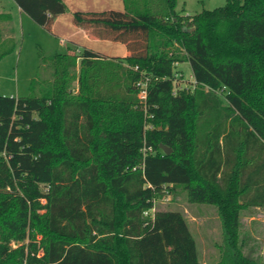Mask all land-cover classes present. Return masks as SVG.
<instances>
[{
	"label": "trees",
	"instance_id": "16d2710c",
	"mask_svg": "<svg viewBox=\"0 0 264 264\" xmlns=\"http://www.w3.org/2000/svg\"><path fill=\"white\" fill-rule=\"evenodd\" d=\"M15 1L47 29L67 10ZM124 3L74 22L127 43L130 56L71 48L44 58L53 72L33 80L34 94L0 93V186L17 190L0 191V264H202L182 211L145 214L178 187L220 210L218 264H261L243 251L240 211L264 206V0L192 17L178 0ZM14 49L0 26V61ZM185 61L193 81L180 88Z\"/></svg>",
	"mask_w": 264,
	"mask_h": 264
},
{
	"label": "rangeland",
	"instance_id": "374dc122",
	"mask_svg": "<svg viewBox=\"0 0 264 264\" xmlns=\"http://www.w3.org/2000/svg\"><path fill=\"white\" fill-rule=\"evenodd\" d=\"M131 1L135 2V5L139 7L142 5V0ZM121 2L124 3L123 0ZM227 2L228 0H178V10L183 15H191L192 17L205 10L222 7ZM101 5L105 4L102 3ZM123 6V9H125V4ZM97 10L102 9L98 8ZM0 12L11 13L17 23L15 26V29H17L15 33V49L0 61V93L16 97L30 96L34 94L32 91L33 80H43L45 77H50L53 72L49 65L42 64L44 58L51 57L56 53H65L68 49V38L65 37V33L69 26H75L73 8L67 5L65 12L70 15L62 17V21L58 25L59 28L63 29L60 32L61 35L56 31L50 32L32 19H30L28 24L25 18L22 25L15 0H0ZM68 20H70V24L67 22ZM60 37L64 39L60 40ZM138 37L143 40L146 36L145 34H139ZM110 51L118 53V57L123 56V54L120 55L115 50ZM140 52H144V50ZM180 53L183 54L182 51ZM78 70L79 68L74 71L78 72ZM175 72L178 73L176 81L178 87L182 88L193 81V71L190 62H178L175 66ZM73 88V94H77L79 90L77 81L74 82ZM145 112L147 113V110ZM150 118L151 115L149 116ZM150 125L148 124L147 126L150 127ZM0 191L13 193V191L16 192L17 190L13 186H0ZM42 202L45 201L43 200ZM153 208L155 210L170 209L182 211L197 241L202 264H218L221 261L226 249L225 230L223 229L220 210L215 204L194 202L190 200L188 192L183 187H178L174 193H164L162 197L157 198L154 201ZM154 212L152 210L149 215H153ZM240 212V243L243 245V251L250 258H254L259 263L264 264V206L251 205L244 207ZM40 213L43 214L44 210H41ZM41 237L42 235H39L38 239ZM20 243L22 242H14L13 244L17 246Z\"/></svg>",
	"mask_w": 264,
	"mask_h": 264
},
{
	"label": "crops",
	"instance_id": "0c3cea01",
	"mask_svg": "<svg viewBox=\"0 0 264 264\" xmlns=\"http://www.w3.org/2000/svg\"><path fill=\"white\" fill-rule=\"evenodd\" d=\"M67 5H69L71 8H73V13L77 11H82V12H102V11H107V10H116V11H124V4L122 3L121 0H63ZM124 2V0H123ZM105 5H101V4ZM18 5V4H17ZM77 6V7H76ZM98 8L102 10H97ZM105 8V9H104ZM114 8V9H113ZM90 9V10H89ZM18 11L20 14L21 22L22 25L24 24V19L26 18L28 21V24L30 23V19H32L23 9L18 5ZM8 14L10 19L8 21H4L0 24L1 30H3V37L8 38V37H13L15 38V33L16 30V21L13 17V15L9 12H0V14ZM63 15V16H62ZM66 12H63L59 15H57L53 23L51 25L50 29H45L49 30L50 32L53 33V31L60 32L63 30L62 28H59L58 25L62 21V17H66ZM70 19V18H69ZM33 20V19H32ZM70 24V20L67 21ZM73 22H74V15H73ZM74 27L69 26L65 33V37L68 38V46L67 50L73 48L76 49L77 51H81L82 48L88 47L91 48L95 51L101 52L104 55H107L109 57H118V53H112L110 50H115L123 56H130L132 54L131 49L127 45V43L123 41H116V40H111V39H106V38H101L96 36L93 33L92 29L88 28H83L79 27L75 24L74 22ZM41 26V25H40ZM71 27V28H70ZM64 32V31H63ZM61 35V34H60ZM63 37H60V40H63ZM108 52V53H107ZM114 54V55H112ZM43 64V63H42Z\"/></svg>",
	"mask_w": 264,
	"mask_h": 264
},
{
	"label": "built area",
	"instance_id": "2783aa9c",
	"mask_svg": "<svg viewBox=\"0 0 264 264\" xmlns=\"http://www.w3.org/2000/svg\"><path fill=\"white\" fill-rule=\"evenodd\" d=\"M138 69V67L136 68ZM178 79V73L176 74V81ZM175 81V82H176ZM149 82H150V78L145 76V77H142L141 80L138 82V85L140 87V93H139V96L141 99L143 100H146L147 98V94H148V85H149ZM192 82V81H191ZM194 84H195V81H194ZM187 86V85H186ZM155 211V208L149 210V211H146V215H149L151 211Z\"/></svg>",
	"mask_w": 264,
	"mask_h": 264
},
{
	"label": "water",
	"instance_id": "95a60500",
	"mask_svg": "<svg viewBox=\"0 0 264 264\" xmlns=\"http://www.w3.org/2000/svg\"><path fill=\"white\" fill-rule=\"evenodd\" d=\"M161 148H162L167 154L171 153V151H172L170 147H168V146H166V145H164V144H161Z\"/></svg>",
	"mask_w": 264,
	"mask_h": 264
}]
</instances>
